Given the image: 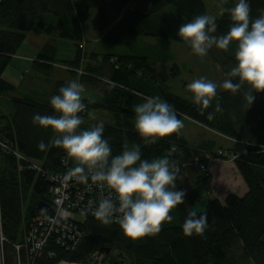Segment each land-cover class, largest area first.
<instances>
[{
    "label": "trees",
    "instance_id": "trees-1",
    "mask_svg": "<svg viewBox=\"0 0 264 264\" xmlns=\"http://www.w3.org/2000/svg\"><path fill=\"white\" fill-rule=\"evenodd\" d=\"M250 3L251 19L264 14V0ZM201 14H206L202 0H0V140L9 150H0V229L5 239L6 264H14L13 246L22 241L32 222L40 216L53 215L50 178L63 176L72 166L62 151L50 143L52 131L33 123L37 113L52 114L50 98L67 85L53 80L56 64L67 68L71 77L82 71L78 81L85 91L100 95L98 102L83 96L86 111L81 114L82 128L103 122L104 136L109 138L113 155L119 154L125 144L142 143L133 128V109L143 102V97L157 95L174 107L181 120L187 119L231 140L234 146L219 147L210 141L191 146L181 129L156 144L142 146L144 159L167 157L180 169L176 187L187 195L185 204L171 213L174 220L163 224L155 237L130 241L118 225L104 226L94 217L75 212L83 237L76 249L67 254L49 242L46 249L58 255L54 262L62 259L90 264L95 252L107 248L119 264H264V93L256 94L249 108L242 93L221 89L213 106L201 115L199 106L172 92L171 80L181 71L169 45L179 41L177 32L182 23ZM216 23L217 35L227 33L231 25L229 13L216 18ZM86 29L109 45L135 48L147 44L154 52L83 54ZM29 33L44 35L48 40L32 64L31 75L27 79L23 75L22 86H15L2 75ZM129 38L135 40L134 45ZM57 40L73 44L75 57L71 62L56 61ZM234 51V47L227 52L214 48L205 59L225 79ZM85 55L89 56L87 64L83 62ZM27 80H32L29 83L33 87L25 85ZM217 100L222 111L208 120L207 114L214 110ZM91 111H98L100 119L91 122ZM40 141L48 145L46 151L38 149ZM217 161L233 163L247 194H228L222 203L209 199L204 211L198 213L208 217L205 234L184 237L181 225L187 213L194 211V188L208 182ZM31 163L40 171L33 169ZM40 204L47 209L40 211ZM104 257L108 264L114 263ZM54 262L35 259V264Z\"/></svg>",
    "mask_w": 264,
    "mask_h": 264
},
{
    "label": "clouds",
    "instance_id": "clouds-1",
    "mask_svg": "<svg viewBox=\"0 0 264 264\" xmlns=\"http://www.w3.org/2000/svg\"><path fill=\"white\" fill-rule=\"evenodd\" d=\"M223 3L224 0H221ZM231 25L225 34L217 35L216 17L210 14L195 16L178 29L179 41L186 43L192 54L205 58L210 50L227 52L235 49L233 63L219 85L207 77H199L186 85L189 99L199 106L200 114L213 106L218 87L232 94H241L249 108L256 94L264 93V14L251 19L250 0H235L229 8ZM84 85L72 80L50 98L52 114L33 116V123L50 129V143L60 149L72 166L60 178L95 186L100 196L89 201L92 216L104 226L118 225L122 235L137 241L155 237L163 224L171 223V214L185 204L186 191L177 189L180 169L167 157L144 159L142 146L153 145L177 133L183 127L176 110L160 96H145L133 109V128L142 143L125 144L119 154H112L109 138L104 136L105 125L82 128L86 111L83 101ZM222 108L217 100L207 119L213 120ZM48 145L40 141L38 149ZM62 215L69 213L62 210ZM208 217L189 211L181 225L184 237L203 236Z\"/></svg>",
    "mask_w": 264,
    "mask_h": 264
},
{
    "label": "rangeland",
    "instance_id": "rangeland-1",
    "mask_svg": "<svg viewBox=\"0 0 264 264\" xmlns=\"http://www.w3.org/2000/svg\"><path fill=\"white\" fill-rule=\"evenodd\" d=\"M204 3V6L206 8V14L214 15L216 18H219L222 14L228 12L227 10L234 6L235 2H230L228 0H224L222 3L221 0H202ZM39 34L29 33L26 35V38L20 48L18 49L16 55V59H12L9 66L3 73L2 77L7 80L8 82H11L15 84L16 86H20L22 82V75L24 74V70L27 68L25 65H29V62H26L28 59L26 58H33L34 52L38 50V46L42 43V38L45 37L44 35L38 36ZM42 37V38H40ZM87 40L82 44V52L83 54L88 53H94V52H116V53H129V54H148L152 55L154 52L152 46H147V44H144L141 47H135L128 48L126 45L124 46H118V45H109L105 41L100 40V35L97 34H88ZM89 40V41H88ZM131 43V45L135 44V40L133 38L128 39ZM155 43V40L149 39ZM58 41V40H57ZM56 41V42H57ZM149 43H152V42ZM67 45V49L65 50V55H67V58H74L75 56V48L72 43L68 41H63ZM165 42L163 43V46ZM140 48V49H139ZM170 54L172 55L174 62L178 65L180 69V75L174 79L171 80V86H172V92L173 94H176L180 97H183L189 101L190 93L186 91V85L190 83L192 80L199 78V77H207L209 80H212L216 82L218 85L222 83L224 80L220 70L208 63L205 58H200L194 54H192L191 48L181 41H174L171 42L169 45ZM139 50V52L137 51ZM164 53L167 52L166 49H163ZM60 53H58V56L63 55V50L60 48ZM89 56H84V64L89 63ZM93 63L92 61H90ZM94 64V63H93ZM56 69V70H55ZM54 69V77L55 78H61L65 76L64 69L65 67L57 66ZM83 72L78 71L75 75L76 77H71L69 74L68 78L72 80L78 81L79 77L82 76ZM56 79V80H58ZM79 82V81H78ZM51 85H48L47 88H49ZM179 87V88H178ZM86 89V88H84ZM222 88L218 87L217 93L221 91ZM89 91V90H88ZM91 92V91H89ZM93 93V92H91ZM83 96H86L83 93ZM91 98L96 102L99 100L97 98V94L93 93ZM98 111H91L89 115V120L91 122L96 121L95 119H100V116L98 115ZM97 116V117H96ZM183 121V127L181 130L184 132V134H187L186 136H189L190 140H193L195 137L193 135L192 131H197V133H205L202 132L203 130H200L196 125L191 124L190 122L186 120ZM221 145H229L226 141H223ZM212 169V168H211ZM197 205V203H196ZM3 254V252H2ZM103 254H101L102 256ZM3 257V256H2ZM107 261V259L104 257V255L101 258V261ZM3 264L5 263V258H3Z\"/></svg>",
    "mask_w": 264,
    "mask_h": 264
},
{
    "label": "built area",
    "instance_id": "built-area-1",
    "mask_svg": "<svg viewBox=\"0 0 264 264\" xmlns=\"http://www.w3.org/2000/svg\"><path fill=\"white\" fill-rule=\"evenodd\" d=\"M0 150L9 152L8 147L0 140ZM20 160V156L13 153ZM33 169L40 171L36 164L31 163ZM62 176H52L53 185L50 189L52 196L53 215L40 216L29 226V230L23 235L22 241L13 246L14 264H35V259L41 258L47 262H54L57 253L46 249L49 242H53L67 254L73 252L80 243L83 235L79 230L75 212H83L91 217L89 201H96L100 196L95 186L89 188L72 181L62 183ZM78 184V186H77ZM62 210L69 215H62ZM5 239L0 229V264H3V245ZM49 246V245H48ZM54 247V246H53ZM103 256V255H102ZM100 252H95L91 257L90 264H108L102 260ZM54 264H77L68 263L59 259Z\"/></svg>",
    "mask_w": 264,
    "mask_h": 264
},
{
    "label": "crops",
    "instance_id": "crops-1",
    "mask_svg": "<svg viewBox=\"0 0 264 264\" xmlns=\"http://www.w3.org/2000/svg\"><path fill=\"white\" fill-rule=\"evenodd\" d=\"M84 32H85L86 38H88L87 37L88 34H92L88 29H86ZM38 36H41V35L39 34ZM40 38H42V37H40ZM47 40L48 39L46 36L43 37L42 43L38 46V50L34 52L33 58H26V59H28L26 62H29L30 64L25 65V67L27 66V68L24 70L25 71L23 74V75H25L24 79L27 77V75L28 76L31 75L32 64L34 61H36V57H37L38 53L41 51L42 46L44 45V43ZM60 48L64 52H63V55L59 57L58 53H60V51H59ZM66 49H67V45L65 43H63L62 40H58L56 42L55 59L57 62H60V63L66 62L67 63V62H71L73 60V58H67V55H65ZM13 58L16 59V57H14V56L12 57V59ZM57 66H58V64H56L54 67H57ZM64 73H65V76H63L59 79L58 78H55V79H58V81H63V82H65V84H67L68 82L71 81L67 75V74H69L67 72V68L64 69ZM23 75H22V77H23ZM33 80L37 81L36 78ZM30 81H32V80H27L25 82V85H27L28 88H30L31 86L33 87V84L31 85L29 83ZM21 84H22V82H21ZM21 84H20V86H22ZM46 90L48 91V94H49L51 91V88L50 87L46 88ZM41 92H44V90H41ZM83 93L86 95V96H84L85 98L93 100L91 98L93 93L85 91V89H84ZM97 98H99V100H100V95H97ZM98 101H96V102H98ZM183 120H186V121L190 122L191 124L196 125L198 128H200V130H203L202 132H206V134H205V133H197V131H192L193 134H190V135H193L195 138L193 140H190L189 136H186L187 134H184V132L182 131L183 136L189 145L196 146L202 142L210 141V142L215 143V145L219 146V147L229 148V147L234 146L233 141L225 139V138L221 137L220 135H218L212 131H209V130H207V129H205V128H203V127H201V126H199V125H197V124H195V123H193L187 119H183ZM223 141H226L229 145H221V143H223ZM194 193L197 196V200L193 205V209L197 213H202L206 207V202L209 199L214 198V199H217L220 203H222L228 194H235L238 197H244L247 194V188L244 185L243 180L241 179V177L237 173L233 163L225 162V161H217L214 163V165L211 169V176H210L208 182L205 184H200V185L196 186L194 188ZM196 203H197V205H196Z\"/></svg>",
    "mask_w": 264,
    "mask_h": 264
},
{
    "label": "water",
    "instance_id": "water-1",
    "mask_svg": "<svg viewBox=\"0 0 264 264\" xmlns=\"http://www.w3.org/2000/svg\"><path fill=\"white\" fill-rule=\"evenodd\" d=\"M38 209L40 211H45L47 209V206L43 205V204H40V206L38 207ZM100 254H104L110 261H113L114 263L113 264H119L117 263L114 259L116 258L115 255L113 254H110L111 253V250L110 249H107V248H103L101 249L100 251Z\"/></svg>",
    "mask_w": 264,
    "mask_h": 264
}]
</instances>
